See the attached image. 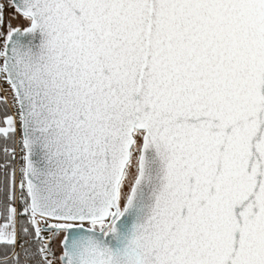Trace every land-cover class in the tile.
I'll return each instance as SVG.
<instances>
[{
	"label": "snow or ice",
	"instance_id": "snow-or-ice-1",
	"mask_svg": "<svg viewBox=\"0 0 264 264\" xmlns=\"http://www.w3.org/2000/svg\"><path fill=\"white\" fill-rule=\"evenodd\" d=\"M0 264H264V0H0Z\"/></svg>",
	"mask_w": 264,
	"mask_h": 264
},
{
	"label": "built area",
	"instance_id": "built-area-1",
	"mask_svg": "<svg viewBox=\"0 0 264 264\" xmlns=\"http://www.w3.org/2000/svg\"><path fill=\"white\" fill-rule=\"evenodd\" d=\"M19 180V174H17V181Z\"/></svg>",
	"mask_w": 264,
	"mask_h": 264
}]
</instances>
